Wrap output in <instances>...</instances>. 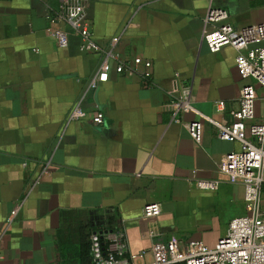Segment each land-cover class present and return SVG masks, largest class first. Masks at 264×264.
Here are the masks:
<instances>
[{"label":"crops","instance_id":"0c3cea01","mask_svg":"<svg viewBox=\"0 0 264 264\" xmlns=\"http://www.w3.org/2000/svg\"><path fill=\"white\" fill-rule=\"evenodd\" d=\"M79 2L97 43L119 37V57L150 60L152 77L118 74L112 63L108 81L90 88L101 56L79 52L75 36L58 45L50 20L61 0H0V264H84L91 235L109 228L124 232L134 264H153L157 234L215 248L233 219L250 214L244 186L219 172L241 145L218 139L209 122L197 144L172 122L171 100L191 85L196 112L183 122L237 121L240 90L254 82L241 77L234 48L209 51L204 18L214 6L234 27L262 24L264 0ZM76 105L102 112L103 123L70 121ZM198 179L220 186L202 191ZM154 203L161 214L144 217Z\"/></svg>","mask_w":264,"mask_h":264},{"label":"built area","instance_id":"2783aa9c","mask_svg":"<svg viewBox=\"0 0 264 264\" xmlns=\"http://www.w3.org/2000/svg\"><path fill=\"white\" fill-rule=\"evenodd\" d=\"M228 21L229 12L226 9L210 6L204 18V42L211 53H217L227 46L234 48L238 52L236 64L241 77L254 82L244 85L240 90L239 109L233 113L237 121L226 126L202 116L192 122H183L182 114L196 112L192 101L193 87L190 85L185 86L179 96H172V122L183 124L197 144L202 142L206 122L215 125L218 139L240 143L239 151L224 157L219 172L231 184L244 186L250 214L233 219L227 234L213 249L197 241L183 243L176 235H155L151 248L153 264H264V211L261 208L264 186V118L256 121L257 103L264 99V46L249 48L264 42V23L237 28ZM50 22V30L61 48H68L70 37L75 36L79 40V52L101 56L98 71L89 80L90 88L96 89L99 84L108 81L112 63L116 64L118 74H136L146 83L151 79L150 60L137 57L130 62L119 57L116 52L119 37L112 38L107 47L97 43L87 11L79 0H61ZM62 25L70 28L71 33ZM258 88L263 91V96ZM69 120L88 121L98 126L103 123L104 114L98 112L90 117L87 110L76 105ZM194 185L202 191H215L220 182L198 179ZM18 209L19 206L15 208L14 214ZM161 211L160 204H148L143 208V215L153 218L159 216ZM103 241L107 244L103 245ZM91 256L96 264H134V256L127 253L122 230L94 232L91 235Z\"/></svg>","mask_w":264,"mask_h":264},{"label":"trees","instance_id":"16d2710c","mask_svg":"<svg viewBox=\"0 0 264 264\" xmlns=\"http://www.w3.org/2000/svg\"><path fill=\"white\" fill-rule=\"evenodd\" d=\"M111 232V231H113V232H116V231H120V230H116V229H103V230H98V231H95V232ZM104 242V241H103ZM107 243L106 242H104V244L103 245H106ZM84 264H96V263H94V261H93V258H92V256H91V252H90V254H89V257L88 258H86V260H85V263Z\"/></svg>","mask_w":264,"mask_h":264},{"label":"rangeland","instance_id":"374dc122","mask_svg":"<svg viewBox=\"0 0 264 264\" xmlns=\"http://www.w3.org/2000/svg\"><path fill=\"white\" fill-rule=\"evenodd\" d=\"M263 196H264V193H263ZM263 196H262V197H263Z\"/></svg>","mask_w":264,"mask_h":264}]
</instances>
